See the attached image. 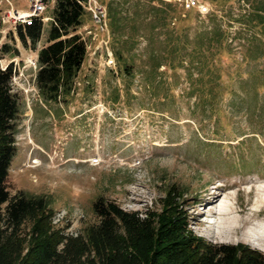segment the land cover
I'll list each match as a JSON object with an SVG mask.
<instances>
[{"label":"rangeland","instance_id":"1","mask_svg":"<svg viewBox=\"0 0 264 264\" xmlns=\"http://www.w3.org/2000/svg\"><path fill=\"white\" fill-rule=\"evenodd\" d=\"M99 1L107 14L110 3L115 6L125 35L113 32L108 15L107 29H100L86 8L82 25L73 32L86 39L87 56L75 92L60 102L41 96L38 67L29 63L49 43L52 24L43 26L36 44L25 43L9 24L1 27L0 64H13L12 91L20 108L17 153L7 178L10 193L45 196L54 227L76 236L97 221L93 204L99 197L128 210L160 212L172 192L188 211L196 234L264 251V55L253 58L264 47V34L234 20L249 3L202 0L208 11H201L188 8L187 0H163L171 4L162 13L168 15L167 23L154 27L151 8H165L161 0ZM0 2L9 7L7 0ZM56 3H51L50 15ZM217 22L229 35L223 46L202 47L211 70L205 69L198 85L205 92L213 87L209 100L214 104L188 95L186 67L162 64L151 75L153 51L176 42H185V52L191 51ZM129 36L120 47L118 39L123 43ZM5 43L18 52L3 54ZM116 46L133 64V75L121 67ZM161 54L170 63L172 54ZM193 69L197 78L200 73ZM218 192L219 200L209 205ZM224 200L232 209L219 218L213 211Z\"/></svg>","mask_w":264,"mask_h":264},{"label":"trees","instance_id":"2","mask_svg":"<svg viewBox=\"0 0 264 264\" xmlns=\"http://www.w3.org/2000/svg\"><path fill=\"white\" fill-rule=\"evenodd\" d=\"M84 1L57 0L54 9L57 23L50 28L49 43L39 50L36 73L40 94L47 102L66 100L76 90V77L88 52L86 39L73 32L83 23L87 11ZM161 1L166 4L165 8H151L156 19L154 27H163L167 23L168 15L162 13L171 4ZM244 1L249 3V8L234 20L250 29L258 28L264 34V0ZM108 18L113 32L123 33L122 17L112 3ZM18 32L25 43L30 39L36 44L42 25L36 22L28 25L26 30L20 27ZM228 35L229 31L217 22L211 32L198 37L191 51L185 52L188 47L185 42L182 45L176 42L173 47L166 46L160 52L153 51L152 58L156 61L151 75L162 64L175 70L186 67L191 81L188 95L197 94L201 104H208V101L214 104L209 100L214 95L213 87L207 92L198 87L205 69L211 70L202 59L205 52L201 49L206 44L211 47L214 42L223 46ZM131 39V36L124 38L123 43L118 39L117 43L123 48ZM176 39L179 41V37ZM169 40H174L173 36ZM120 47H115V56L124 71L133 75V64L127 61ZM1 51L14 54L18 49L5 43ZM161 51L172 54L170 63L163 60L165 56ZM258 51L253 58L264 55L263 46ZM193 68L200 73L197 78ZM13 74L12 63L6 69L0 64V264H264V251L260 249L242 242H213L196 234L191 228L188 211L171 195L172 192L160 212L128 210L115 200L99 197L93 204L98 219L83 232L75 236L55 228L45 196L23 191L12 195L8 189L7 178L17 153L20 112L16 93L12 91ZM259 94L260 90L255 87V95ZM203 95L207 97L203 98ZM255 107L257 112L258 104Z\"/></svg>","mask_w":264,"mask_h":264},{"label":"built area","instance_id":"3","mask_svg":"<svg viewBox=\"0 0 264 264\" xmlns=\"http://www.w3.org/2000/svg\"><path fill=\"white\" fill-rule=\"evenodd\" d=\"M25 4V7L16 5L13 0H7L9 7L4 9L2 2H0V32L5 31L1 29L5 25H11L10 30L15 32L19 31L22 27L26 30L28 25H33L36 22H40L43 26L46 24H56L54 15H50L48 10L52 2L57 0H20ZM84 6L91 12L94 21L98 27L102 30L107 29V8L99 0H86L83 2ZM187 7H198L201 11H208V5L202 0H187ZM7 32V30H6ZM85 39V38H84ZM31 65L35 68L39 67L38 55L32 57L30 60ZM11 64V63H9ZM9 64L1 65L3 69H6ZM97 161V160H96ZM95 161V162H96ZM65 212H61L63 214Z\"/></svg>","mask_w":264,"mask_h":264},{"label":"bare ground","instance_id":"4","mask_svg":"<svg viewBox=\"0 0 264 264\" xmlns=\"http://www.w3.org/2000/svg\"><path fill=\"white\" fill-rule=\"evenodd\" d=\"M224 186L228 187V184H223V187ZM220 196H221V192H218L216 195H214L213 199L209 202L210 203L209 205L215 204L219 200ZM231 209H232V207L230 206L229 201L224 200L222 202V204H220L218 209L213 211V213L215 215L219 216V218H225V217H227L229 215ZM235 221L239 222L238 219H236ZM229 227H230V229L232 228L231 226H229Z\"/></svg>","mask_w":264,"mask_h":264}]
</instances>
